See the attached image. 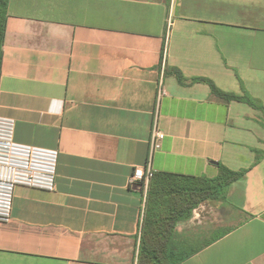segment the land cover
Returning a JSON list of instances; mask_svg holds the SVG:
<instances>
[{
  "label": "crops",
  "instance_id": "obj_1",
  "mask_svg": "<svg viewBox=\"0 0 264 264\" xmlns=\"http://www.w3.org/2000/svg\"><path fill=\"white\" fill-rule=\"evenodd\" d=\"M197 79L264 106V0H9L0 119L59 155L55 191L15 189L0 264H142L150 183L134 169L213 179L219 165L245 174L164 231L162 253L264 264L262 113Z\"/></svg>",
  "mask_w": 264,
  "mask_h": 264
},
{
  "label": "trees",
  "instance_id": "obj_2",
  "mask_svg": "<svg viewBox=\"0 0 264 264\" xmlns=\"http://www.w3.org/2000/svg\"><path fill=\"white\" fill-rule=\"evenodd\" d=\"M9 0H0V76L3 57V46L6 36ZM179 83H184L180 72L174 70ZM197 82L207 84L214 96L221 102L244 103L262 113L264 128V107L257 104L251 97L224 93L206 79H197ZM218 176L213 179L204 177L193 178L171 174L158 173L150 181L147 197L146 217L144 221L145 234L142 239V264H176L177 256L164 254L162 250L168 240L163 232L169 234L180 220L190 218L192 211L201 203L217 199L224 195L229 186L244 176V172H233L219 165ZM153 232L155 233L153 235ZM159 233V234H156ZM149 247V248H148ZM163 255V257H162Z\"/></svg>",
  "mask_w": 264,
  "mask_h": 264
},
{
  "label": "built area",
  "instance_id": "obj_3",
  "mask_svg": "<svg viewBox=\"0 0 264 264\" xmlns=\"http://www.w3.org/2000/svg\"><path fill=\"white\" fill-rule=\"evenodd\" d=\"M171 27L172 22L168 20L161 62L162 72ZM160 95H165V91L160 90ZM12 134L13 122L0 119V223L2 224L11 221L17 187L47 192H53L56 188L58 152L17 144ZM163 139L164 134L158 128H154L149 143L150 154L160 149ZM153 175L149 167L136 168L130 177V183H141L147 189Z\"/></svg>",
  "mask_w": 264,
  "mask_h": 264
},
{
  "label": "rangeland",
  "instance_id": "obj_4",
  "mask_svg": "<svg viewBox=\"0 0 264 264\" xmlns=\"http://www.w3.org/2000/svg\"><path fill=\"white\" fill-rule=\"evenodd\" d=\"M245 93H247V95L249 96V97H251L257 104H259V105H261V106H263L262 105V103H261V101L260 100H258V99H255V98H253L243 87H242V94H241V96L242 95H244ZM264 107V106H263ZM256 110V109H255ZM258 111V110H257ZM162 257H163V255H162Z\"/></svg>",
  "mask_w": 264,
  "mask_h": 264
}]
</instances>
